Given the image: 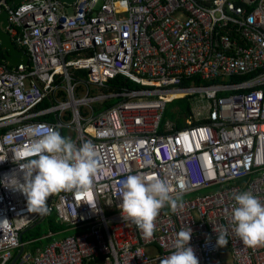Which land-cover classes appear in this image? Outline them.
<instances>
[{"label":"built area","instance_id":"1","mask_svg":"<svg viewBox=\"0 0 264 264\" xmlns=\"http://www.w3.org/2000/svg\"><path fill=\"white\" fill-rule=\"evenodd\" d=\"M15 1L0 0V14L28 62L0 60V264L20 249L14 264H160L188 227L199 264H264V245H245L231 223L234 193L264 202V0ZM119 75L137 87L106 91ZM181 98L190 107L165 117ZM41 126L91 142L98 170L88 192L52 194L36 214L4 181L24 182ZM129 174L166 180L179 196L151 238L121 213ZM52 213L64 229L23 240Z\"/></svg>","mask_w":264,"mask_h":264},{"label":"clouds","instance_id":"2","mask_svg":"<svg viewBox=\"0 0 264 264\" xmlns=\"http://www.w3.org/2000/svg\"><path fill=\"white\" fill-rule=\"evenodd\" d=\"M41 133L30 146L36 157L20 164L23 183L12 176L4 181L5 186L19 189L27 198L28 210L36 214L48 211L47 201L52 194L76 189L88 192L98 170L96 151L91 142L77 146L52 127L41 126ZM3 161V160H0ZM178 187L184 190L183 179ZM121 213L141 231L143 237L151 238L155 231V220L166 205L175 211L179 196L175 189L159 177L147 178L142 174H129L123 182ZM231 211L233 230L245 245H264V202L250 191L234 193ZM93 209L95 200H85ZM48 217V216H47ZM45 216L44 220L47 218ZM35 224V223H34ZM217 233V246L226 244L225 234ZM192 229H181L175 238L173 249L160 264H199L190 246Z\"/></svg>","mask_w":264,"mask_h":264},{"label":"water","instance_id":"3","mask_svg":"<svg viewBox=\"0 0 264 264\" xmlns=\"http://www.w3.org/2000/svg\"><path fill=\"white\" fill-rule=\"evenodd\" d=\"M21 1L22 0H16L14 3H10V5L15 6L19 4ZM61 1L66 4H72L75 0H61ZM8 27H9L8 13L6 11H3L0 14V41H1L2 51L5 55V60L11 66H18L19 64L26 65L28 62V56L23 50L18 48L16 44L13 42L11 35L6 31ZM44 218L45 216H43V218H41L37 223L27 228L26 231L38 225L40 222L44 220ZM22 252L23 249H20L19 253L15 257L12 264H14L19 259Z\"/></svg>","mask_w":264,"mask_h":264},{"label":"trees","instance_id":"4","mask_svg":"<svg viewBox=\"0 0 264 264\" xmlns=\"http://www.w3.org/2000/svg\"><path fill=\"white\" fill-rule=\"evenodd\" d=\"M0 60L3 62L5 61V55L2 52V50H0ZM75 76H85V72H75ZM122 86H128L131 88L137 87L136 83H134L133 81H131L130 79H128V77L123 76V75H119L116 76L114 79H111L108 83V87L105 88L106 91H117L119 90ZM100 88H92V93L95 94L99 91ZM118 98H111L108 101L105 102L104 106H111L113 104H116L118 102ZM173 105H179L182 104L183 105V109H187L190 107V103L188 99L185 98H181V99H176L175 101L172 102ZM175 116L174 114H172L171 112H167V114L165 113V116ZM47 227L45 229V231L48 228H51L52 230H57V229H64L65 226L63 224H59L56 221V217L54 215V213H52L51 215L48 216L47 218ZM41 229H39V231L36 233V237H38L39 235L42 234V232L40 231ZM44 232V231H43ZM31 233V230L27 231L24 235H23V240L25 239L24 237L29 235ZM67 233H71L70 230L67 231ZM32 236V235H31ZM35 237V238H36ZM25 241V240H24ZM38 245H41L40 242Z\"/></svg>","mask_w":264,"mask_h":264},{"label":"rangeland","instance_id":"5","mask_svg":"<svg viewBox=\"0 0 264 264\" xmlns=\"http://www.w3.org/2000/svg\"><path fill=\"white\" fill-rule=\"evenodd\" d=\"M177 105V104H176ZM176 105H173L172 103L171 104H168V107H170V108H168V111H166V114H167V112H171L172 111V109L174 108V106H176ZM165 117H172V116H165ZM48 218V217H47ZM45 219V220H43L42 222H40L38 225H36L35 227H33V228H31V229H29V230H31V233H29L30 234V236L29 235H27V236H25L24 238V240L25 241H27V240H30V239H35V237H36V233L39 231V229H41L40 231L43 233V231H45V229H46V227H47V220L48 219ZM39 221V220H38ZM37 221V222H38ZM36 222V223H37ZM28 230V231H29ZM27 231H25L24 232V234L26 233ZM32 235V236H31ZM42 235V234H41ZM40 236V235H39ZM227 256H225L224 258H226Z\"/></svg>","mask_w":264,"mask_h":264}]
</instances>
